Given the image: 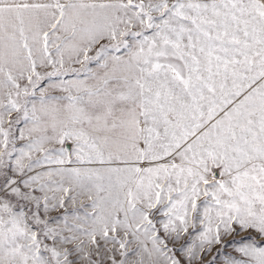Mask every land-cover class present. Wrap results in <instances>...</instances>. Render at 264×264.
Returning <instances> with one entry per match:
<instances>
[{"label": "snow or ice", "instance_id": "1", "mask_svg": "<svg viewBox=\"0 0 264 264\" xmlns=\"http://www.w3.org/2000/svg\"><path fill=\"white\" fill-rule=\"evenodd\" d=\"M0 264H264V0H0Z\"/></svg>", "mask_w": 264, "mask_h": 264}]
</instances>
